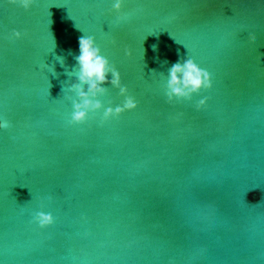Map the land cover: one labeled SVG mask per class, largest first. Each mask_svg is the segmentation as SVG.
Here are the masks:
<instances>
[{"label": "water", "instance_id": "obj_1", "mask_svg": "<svg viewBox=\"0 0 264 264\" xmlns=\"http://www.w3.org/2000/svg\"><path fill=\"white\" fill-rule=\"evenodd\" d=\"M112 3L0 0V264H264V0ZM82 35L136 109L69 123ZM181 58L212 87L169 103Z\"/></svg>", "mask_w": 264, "mask_h": 264}, {"label": "clouds", "instance_id": "obj_2", "mask_svg": "<svg viewBox=\"0 0 264 264\" xmlns=\"http://www.w3.org/2000/svg\"><path fill=\"white\" fill-rule=\"evenodd\" d=\"M8 3L18 5L27 11L33 6L35 0H8ZM122 7L123 0H113L112 11L121 13ZM124 18V15H118L117 20ZM22 35L20 31L14 30L11 33V39L19 40ZM251 39L254 40L255 37L253 36ZM78 43L79 55L75 56L78 65L75 73L76 82L72 83L69 88V91L75 94L76 99L69 97L73 106L69 123L83 124L89 119V113H96L101 109H104L102 119L105 121L112 117H119L125 111L136 109L138 106L136 99L128 94L127 86L121 83V74L117 68L101 54V49L96 45L95 38L90 35H82L79 37ZM153 47L155 49L156 46ZM126 54L131 55L129 51H126ZM53 71L55 72L54 68ZM109 74L111 75L110 80L108 79ZM106 83L119 90V95L124 97L122 104L104 108L98 97L107 94L108 88L103 87ZM211 87L212 81L208 71L202 69L191 58H181L168 69L165 95L169 103L174 100H191L194 94ZM109 103L111 104V102ZM206 104L207 97L200 99L196 107L200 109ZM2 126L8 128V121L5 120ZM33 221L40 228H46L54 223V217L50 212L38 211L34 213Z\"/></svg>", "mask_w": 264, "mask_h": 264}]
</instances>
